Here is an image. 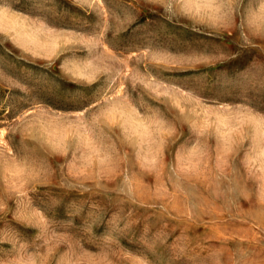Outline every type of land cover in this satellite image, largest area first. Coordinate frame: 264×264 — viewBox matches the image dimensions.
<instances>
[{"label": "rangeland", "instance_id": "1", "mask_svg": "<svg viewBox=\"0 0 264 264\" xmlns=\"http://www.w3.org/2000/svg\"><path fill=\"white\" fill-rule=\"evenodd\" d=\"M0 264H264V0H0Z\"/></svg>", "mask_w": 264, "mask_h": 264}]
</instances>
